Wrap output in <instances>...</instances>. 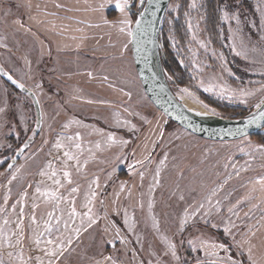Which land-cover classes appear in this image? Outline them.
Returning a JSON list of instances; mask_svg holds the SVG:
<instances>
[{"label":"rangeland","instance_id":"374dc122","mask_svg":"<svg viewBox=\"0 0 264 264\" xmlns=\"http://www.w3.org/2000/svg\"><path fill=\"white\" fill-rule=\"evenodd\" d=\"M185 1H169L161 29L165 27V22L181 9L184 15L188 13L184 18L187 30L186 44L182 46L183 56L179 57L180 63L183 61L181 65L185 68L183 78L186 81L176 82L171 74L163 70L166 83L181 102L188 100L204 107L207 105L206 108L210 111L215 109V113L211 112L217 119L228 118L221 108L226 106L232 107L233 110L238 108L247 111L248 114L255 109V104L264 99V28L261 27V13L257 11L260 0H247V4H242L238 0L225 4L222 2L218 7V19L214 23V29L204 21L206 20L202 3L204 0H197L198 9L189 7L192 0H187L184 8ZM102 2H106L102 13L92 10ZM115 3L116 0H0V63L13 76L37 92L40 97V108L42 107L45 113L43 130L39 129L37 135L32 137L29 147L25 148L15 162L16 167L23 165V168L17 173V179L9 185L8 181L15 168L5 170V164L25 137L31 133L24 131V126L20 122V112L24 111L26 114L29 128L33 127L35 113L29 95L9 85L0 76V107L4 106V100L8 102L6 112L0 113V161L5 163L3 166H1L3 163H0V205H3V197L9 187L11 188L9 211L10 205L25 189L29 193L28 204H31L36 181L43 179L45 186L52 187L51 181L40 177L38 171L48 159L57 155L54 151L51 157L48 156L51 143L56 133L62 131L63 123L69 117H75L91 128L73 125L67 134L80 131L85 150L82 159L89 156L87 151L89 148L92 149L95 158L89 159L81 173H76L73 168L74 184H66L61 192L68 195V189L78 184L80 192L76 195V207L78 211H85L82 208L85 192L88 190L89 182L98 176L100 187L96 189L98 195L93 211L99 219L92 228L83 232L78 240H74L71 249L65 253L62 264H93L94 260H100L107 255H112L119 264H140L141 261L143 264H149V261L156 264L157 258L163 259L165 264H175L170 256L162 255L165 245L160 239L161 233L174 237L181 258L195 264V258L203 254L191 252L187 239L198 233L192 227H186L182 234L178 233V219L185 207L188 205L195 207L194 202L202 200L212 188L223 183L228 175H231V180L216 197L221 200L224 211L214 217V222H219L222 217L227 218L229 215L227 208L237 200L251 196L252 199L239 206V217H232L237 224L234 231L239 233L236 238L241 239L240 234L248 232V225L255 226L253 228L255 236H250L251 243L255 246L253 254L257 264H264V220L261 219L264 217V192L259 190V186L253 191V186L249 183L255 177L264 175V154L248 146V141L253 145L264 144V135L260 137L247 134L230 140H211L186 130L156 108L140 84L131 48L121 57L122 45L128 37L101 22V15L109 21H118L122 18ZM58 4L62 7H57ZM139 4L140 0H136L133 6L138 7ZM221 9L229 11L230 14L239 13L243 22L244 41L243 45L239 40L236 41L237 50L245 52L247 59L231 51L232 41L228 39L229 26L235 28L236 25L235 21L221 19ZM201 16L204 19H200ZM131 18L133 19L134 15L131 14ZM187 20H191L193 24L192 31L196 33V40L192 39ZM96 24L100 26H89ZM81 37L87 38L81 40ZM199 40L205 41L207 51L197 43ZM171 44L174 45L172 40ZM213 51L217 53L216 56H213ZM221 52L227 61V67L234 75L224 70L219 59ZM89 71L93 73V77L87 75ZM104 75L109 77L108 81L102 79ZM126 80L133 82L126 83ZM37 82L41 83L42 92L34 88ZM110 83L115 87H110ZM210 84H226L237 90L244 88L254 94L247 97L248 102L244 104L235 98L229 99L227 95H219L218 88L205 91L204 88ZM120 88L131 90L132 99L124 96L119 91ZM183 88H188L194 95L181 92ZM77 96L82 99L74 98ZM88 100H103L106 103H88ZM18 105L20 107H17ZM126 107L130 112H139L140 116L123 112ZM116 111L120 112L121 120L128 119L136 124V129L132 130L122 124L117 125L114 116ZM141 116L146 117L151 123H146ZM93 128L103 129L104 134L93 132ZM161 130L164 132L162 138L159 137ZM107 133H113L117 140L126 139L129 143L109 146ZM44 139H47L49 144H43ZM98 140L102 146L100 150L94 147ZM153 141H156L155 147ZM239 147H244L251 155H244L239 151ZM149 152L151 162L144 160L143 165H135L134 169L128 167L137 160H143ZM165 152L168 153V160L166 167L161 171L160 184L150 192L149 186L154 183L156 167ZM246 162L250 165L248 170L241 171L240 175L236 176L232 164L236 165V169H240L247 166ZM225 164L228 165L227 168ZM140 171L145 173L143 180L139 176ZM109 172H112L110 179ZM60 178L63 181L62 176ZM121 182H126L123 192H120ZM29 183L33 185L32 188H28ZM181 194L185 197L184 201L179 200ZM225 196L229 199L224 200ZM150 198L153 201L152 213L160 221V233L151 227L152 221L148 210ZM141 202L143 208L140 207ZM252 204H256L257 207L251 208ZM62 207L67 209L68 205ZM49 210L50 205L40 202L37 217ZM125 210L130 219L135 220L136 227L131 232L124 224ZM25 211L26 214H30L31 208L27 207ZM245 213L248 215L245 216ZM15 218V215L11 217L13 220ZM111 221H115L120 227V235L126 240L124 244L116 240L115 248L106 243L115 236ZM257 221H260V224H257ZM28 224V219H25L26 235ZM198 226L201 231L218 240L228 242L230 239L223 233L222 225L219 229H213L205 227L203 222H200ZM105 228L109 230L105 232ZM181 239L184 240L182 245L179 244ZM10 250L7 248L3 250L6 260L7 252ZM24 253L26 257L41 254L28 239L24 242ZM232 255L242 260L243 264H248L246 251L240 255L233 249Z\"/></svg>","mask_w":264,"mask_h":264},{"label":"snow or ice","instance_id":"6c2138e0","mask_svg":"<svg viewBox=\"0 0 264 264\" xmlns=\"http://www.w3.org/2000/svg\"><path fill=\"white\" fill-rule=\"evenodd\" d=\"M130 3L131 0H116L115 7L122 14V18L118 21H109L103 15H101V22L105 25H108L111 28H114L119 34L125 35L128 37V40L122 45L121 49V57H123L126 53L129 52V45L132 44L135 46V55L133 57V62L138 60H143L146 67L151 68L149 62L150 52L148 49L143 47L145 43L155 44L154 40L146 41L144 38L148 33L149 27H151L153 21L145 20V14L149 12V8L145 7L143 11L139 12V18L133 20L130 14ZM141 5H143L144 0H140ZM148 4L156 5V10H159L160 0H148ZM264 0H260V3L257 4V11L261 13V27L264 28ZM57 7H62V5H56ZM106 7V2L100 3L96 8H93V11L103 12V9ZM192 9H198L197 0H192L189 5ZM221 19L224 21H235V28L229 26L230 36L228 39L232 41L230 48L231 51L235 53L237 56H243L247 59L246 53L243 51L237 50L236 41L239 40L241 45H243L244 35H243V22L240 18L239 13L230 14L229 11L221 9ZM153 17H155V11L150 13ZM188 16V13H185ZM200 19H204L203 16ZM20 23V21H16ZM188 30L192 32V39L196 40V33L192 31L193 24L191 20L186 21ZM135 25L133 28L132 25ZM90 27H99V24L89 25ZM253 26H255L253 24ZM198 27V25H197ZM78 31H83V29H78ZM87 37H81V40L86 39ZM72 39H76V37H72ZM169 39H173L169 37ZM202 48L207 51V44L203 40L197 41ZM175 46V41H173ZM7 47V45H2ZM79 47V45L77 46ZM213 56H216L217 53L213 51ZM219 59L222 61V66L224 70L227 71L230 75H234L231 72V69L227 67V61L224 57L223 52L219 53ZM183 63V61H181ZM2 66H0V72H3ZM143 70H138L137 75H142ZM8 80L12 81L14 85H16L20 90L26 91L29 95H31L34 99V103L37 105L40 104V97L37 95L36 91H33L31 88H28L25 83H22L13 78L12 75L5 72L4 73ZM89 77H93V73L89 71L87 73ZM153 79L156 78V73L152 72ZM31 79V77H29ZM104 81H108L109 77L104 75L102 77ZM171 79V77H169ZM126 83H132V80H126ZM110 87H115L113 84H109ZM201 86H203V81H201ZM163 87V86H161ZM36 90L42 92L41 83L37 82L34 85ZM214 88L219 89V95L224 96L227 95L229 99H237L241 103L247 104V97L252 96L254 93L250 90H246L244 88L240 89H232L229 86L225 85H212L205 87V91H212ZM120 92L123 93L124 96L128 97L129 100L132 99L133 93L131 90H125L124 88L119 89ZM183 93H188L189 95H194L190 93L188 88H183L180 90ZM76 99H82V97H74ZM182 98V97H181ZM88 103H106V101H92L88 100ZM4 106L0 107V113H5L8 108L7 100L3 101ZM17 107H20L19 105ZM207 107V105H205ZM256 111L250 112L247 116V123L244 125V128H238L235 130V133H239L241 135H246L245 129L249 125H262L264 124V99H261L259 103L255 104ZM215 113V109L211 110ZM123 112L129 113L130 115L140 116L139 112H130L129 108H124ZM207 113H200V115H206ZM59 115V113H57ZM120 112L116 111L114 116L116 117L115 123L117 125H125L129 126L130 129L135 130L136 124L132 123L128 119H120ZM45 113L43 108H40V116L36 120V128H29L27 125V116L24 111L20 112V122L24 126V131H31L33 136L37 134L36 129L43 130ZM141 119L146 123H151L148 121L146 117L141 116ZM73 125L78 127H82L85 129L91 128L90 125L85 124L83 121L75 118L69 117L66 122L62 125V131L56 133V137L54 141L51 143V147L48 152V156H52L55 151L57 155H55L52 159H48L46 163L41 167L38 171V175L40 177L46 178L50 180L52 183V187L45 186V181L38 180L35 182L34 192L31 196V204H28L29 193L28 190L25 189L18 194V199L10 205L9 211V199L11 195V188L9 187L7 192L3 197V205H0V264H62L65 253L71 249L74 240H78L83 232H87L88 229L92 228L98 222L99 216L94 213V202L97 198L98 192L96 189L100 187V179L98 176H95L88 185V190L85 192V200L82 204V208L85 211H78L76 207V195L80 192V186L76 184L68 189V195H64L61 192V189H64L66 184L73 185V173L72 169H75L76 173H81L86 168L89 163V159H94L95 154L92 149L89 148L87 151L89 156L87 158H83L84 147L82 144L83 136L80 131H76L74 134H67L68 130L72 128ZM49 129L51 130V125H49ZM93 132L103 135V129L93 128ZM231 131V130H230ZM233 133V134H235ZM91 134V133H89ZM18 135V134H17ZM107 144L109 146L113 144L127 145L129 143L126 139H119L115 137L113 133H107ZM164 136L163 130L159 132V137L162 138ZM179 138V137H177ZM31 140V137L28 138ZM43 144H49L47 139L42 141ZM153 147L156 145V141H153ZM243 144L244 142L241 141ZM249 148L253 150H258L262 154H264V144L253 145L251 141H248ZM11 147V145H9ZM29 147V144L25 142L24 147L18 149V152H23L24 148ZM94 147L97 150L101 149V142L98 140L95 142ZM147 147V145H145ZM239 151L244 155H251L250 152L246 151L244 147H239ZM35 155V154H33ZM16 157L13 156V163H9L7 165L8 169L11 170L15 168V171L12 172L11 178L8 181V184L11 185L12 181L17 179V173L20 172L23 165L16 167L14 161ZM231 160V157H229ZM144 160H148L151 162V153L149 152L143 160H137L134 164H129L128 167L130 169H134L135 165H143ZM168 160V153L165 152L163 158L159 160V163L156 167L155 174L153 177L154 183L149 186V191L151 192L156 186L160 184V175L161 171L164 167H166V162ZM3 163V161H0ZM57 165H60L57 167ZM246 167H242L240 169H236V165L232 164L233 169L235 170V175L239 176L241 171H247L248 162H246ZM228 165L225 164V168ZM115 171V169H113ZM144 171L139 172V176L141 180L144 178ZM62 176V179L60 178ZM112 176V172L108 173V178L110 179ZM231 175H228L223 183L218 186L212 188L207 195H205L202 200L199 202H194L195 207L192 205H188L182 211L181 216L178 219V233L182 234L186 227H192L198 235H193L190 239H187V244L191 250V252H202V256H198L195 258V264H243V261L234 258L232 255L233 249H235L240 255H243L244 251L247 252V261L248 264H257V260L254 258L253 249L254 245L251 243L250 236H255V232L253 231L254 225H248V232L241 235V239H237V235L239 233L235 232L234 229H237V224L232 219L233 216L239 217L238 208L245 201L252 199L251 196L242 197L240 200H237L235 204L230 205L227 208V213L229 214L227 218L222 217L219 222H214V217L219 216L224 211V206L220 199L216 198L218 193L223 190L224 185L231 180ZM125 183L121 182L120 192L125 190ZM249 183L253 186L252 190H256V186H259V190L264 192V175H259L254 179L250 180ZM95 186V187H93ZM33 185L31 183L28 184V188H32ZM117 198L119 197V192L116 193ZM185 197L183 194L179 196L180 201H184ZM229 197L225 196L224 200H228ZM40 202L45 205H50L51 210L47 211L44 215L37 217V209L40 208ZM103 204V201H101ZM62 205H68V208L65 209ZM143 203L141 202L140 207L143 208ZM27 207L31 208V213L26 214L25 209ZM257 207L256 204H252L251 208ZM153 209V201L150 198L148 203L149 210V218L151 219V227L157 232L160 233V221L156 218V216L152 213ZM119 215V212H117ZM15 215V220L11 219V217ZM107 215V213H106ZM248 213H245L247 216ZM25 219H28V234L26 235L25 228ZM264 220V217L261 218ZM79 221V223H77ZM191 222V223H190ZM200 222H203L205 227H211L213 229H219L222 227V231L225 234L226 238H230L228 242H224L222 240H218L212 236L207 235L205 232L201 231L198 226ZM112 228L115 229V236L113 239L106 241V243L111 244L113 248H115L116 240H119L120 243H126V240L123 236L120 235L121 229L115 223V221H111ZM124 224L127 226L128 231H133L136 227L134 218L129 217L127 210L124 211ZM257 224H260V221H257ZM12 225L15 227L13 228ZM109 229L105 228V232ZM250 234V235H249ZM28 239L31 241L32 245H34L35 249L41 253L40 255L25 256L24 253V242ZM160 239L165 245V248L162 251V255L164 257H171L175 264H190V261L187 259H182L178 254L179 246L175 241L174 237H169L165 234H160ZM184 240L181 239L179 244L182 245ZM247 246V247H246ZM11 249L7 252L8 259H5L4 249ZM134 251V250H133ZM223 253V254H222ZM155 255V253H153ZM93 264H119V262L113 258L112 255L103 256L100 260H94ZM140 264H143L141 261ZM149 264H152L149 261ZM156 264H165V261L161 258H157Z\"/></svg>","mask_w":264,"mask_h":264},{"label":"water","instance_id":"95a60500","mask_svg":"<svg viewBox=\"0 0 264 264\" xmlns=\"http://www.w3.org/2000/svg\"><path fill=\"white\" fill-rule=\"evenodd\" d=\"M169 1L170 0H160L159 10H156V5L155 4L149 5L148 0H144L143 5L139 4L138 7L133 6L136 0H131L130 10L132 13H134L133 20L139 18V12L143 11L145 7L149 8V12L145 14L144 19L153 21V23L151 27H149L148 33L144 39L146 41L154 40L156 42L155 44H152V43L143 44V47L148 49L149 52L151 53L149 56V62L151 65L150 69L145 66L142 59L134 62V66L136 69L135 72H138V70H143L142 75L138 76L140 80V84L142 85L145 93L147 94L151 102L156 106V108H158L161 112H163L170 120L185 127L186 130L188 129L189 131L201 137L208 138L211 140H230V139L244 136L239 133H235V130L238 128H244V125L247 123V120H246L247 116L249 115L250 112L256 111V109H253L248 114L246 113L243 116L227 118L219 122H207L205 120L198 119L191 112H189L187 108L184 107V104L179 100V98L176 95H174L168 83H166V80H165V77L162 71L163 68L161 65V60L159 59L160 54H159L158 46H159V36H160L159 33L161 31L164 14L166 12L165 9L167 8ZM152 11H155L156 13L155 17H153L150 14ZM132 27L134 28L135 25L133 24ZM129 48H131V54L133 58L135 55V46L130 44ZM0 66H2L4 70L3 72H0V76L4 80L9 82L11 85L18 88L16 85L12 83V81L8 80V77L4 73L7 72L10 75L12 74L8 70H6L5 67L1 63H0ZM152 72L156 73L155 79H153L152 77ZM13 78L20 81L15 76H13ZM23 92L29 95L26 91H23ZM29 97L31 98L30 101H32V105L34 109L33 113H35V122L32 125L33 126L32 128H36V120L40 116V104L37 105L36 103H34V99L31 95H29ZM260 129L264 131V124L260 126L249 125L245 129V133L246 135L252 134L257 131H260ZM36 131L38 133L39 129L37 128ZM34 136H33V133L31 132L28 135V137H25V139L21 142V144L17 147V149L12 154V156L9 158L8 162L6 163L4 167L5 170H8L7 165L9 163H13V160H12L13 156L16 157L14 161L15 163L17 159L19 158V156L21 155L22 152H18L17 150L23 148L25 142L29 144L33 139L32 137ZM29 137H31V140L28 139Z\"/></svg>","mask_w":264,"mask_h":264},{"label":"trees","instance_id":"16d2710c","mask_svg":"<svg viewBox=\"0 0 264 264\" xmlns=\"http://www.w3.org/2000/svg\"><path fill=\"white\" fill-rule=\"evenodd\" d=\"M238 1L242 4H247L248 2L247 0H238ZM222 2L225 4V3L234 2V0H204L202 2L204 4V9H205L204 12H206V17H205L206 20L204 21L205 23H207V25L211 26L213 29H214V23H216V19H218L217 18L218 9H219L218 7L221 5ZM186 3H187V0L184 3V8H185ZM131 14L134 15V13L132 12ZM184 18H185V15L183 14V11L181 9L178 14L174 15L169 21L165 22V27L161 29L159 33L160 35L159 36V46H158L159 54H160L159 59L161 60L162 68L164 71H167L169 74H171L173 76V79L176 82L186 81L183 78L184 73H185V70H184L185 68L181 65L180 58H179L183 56L182 46L186 44V38H187L186 36L187 30H186V24H185ZM169 37H172L173 39H169ZM171 40L175 41V46L171 44ZM226 53L228 52L226 51ZM7 83L11 85L9 82ZM221 108L225 111L224 113L226 115L225 117H228V118L243 116L247 113V111L239 110L236 107H234L236 108L234 110L232 109V107H229V106L221 107ZM251 135H260L261 137V135H264V131L260 129V131L252 133ZM4 164L5 163H3L1 166H3Z\"/></svg>","mask_w":264,"mask_h":264},{"label":"bare ground","instance_id":"6f19581e","mask_svg":"<svg viewBox=\"0 0 264 264\" xmlns=\"http://www.w3.org/2000/svg\"><path fill=\"white\" fill-rule=\"evenodd\" d=\"M193 100V99H192ZM197 102V101H196ZM184 107L187 108L189 112H191L195 117L201 120H205L207 122H219L221 119H217L216 116L208 110L206 107L201 106L200 104H193L190 101H182ZM200 113H207L206 115H200Z\"/></svg>","mask_w":264,"mask_h":264}]
</instances>
